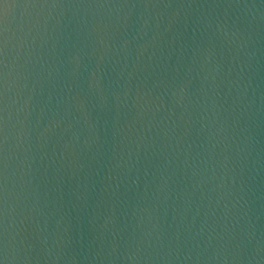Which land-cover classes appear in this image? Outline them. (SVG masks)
<instances>
[{
	"label": "water",
	"instance_id": "95a60500",
	"mask_svg": "<svg viewBox=\"0 0 264 264\" xmlns=\"http://www.w3.org/2000/svg\"><path fill=\"white\" fill-rule=\"evenodd\" d=\"M0 264H264V0H0Z\"/></svg>",
	"mask_w": 264,
	"mask_h": 264
}]
</instances>
